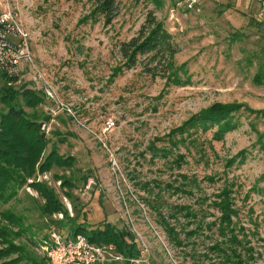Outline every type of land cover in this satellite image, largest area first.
Here are the masks:
<instances>
[{"label": "rangeland", "instance_id": "rangeland-1", "mask_svg": "<svg viewBox=\"0 0 264 264\" xmlns=\"http://www.w3.org/2000/svg\"><path fill=\"white\" fill-rule=\"evenodd\" d=\"M183 1L161 0L156 8L146 0H124L117 19L105 26L90 17L88 0H0V14L15 16L32 59L21 61L16 84L45 94L42 105H20L49 116L40 126L50 140L46 152L55 143L58 153L73 162L36 171L27 182L48 173L51 185L36 182L45 183L62 203L63 196L73 203L74 219H53L54 213L43 217L45 200L27 184L1 206L22 217L25 234L18 244L27 253L26 264H50L38 244L52 226L66 236L73 224L89 230L100 221L133 234L137 260L144 262L124 256L114 245L129 259L124 261L221 264L219 252L208 248L218 240L212 201L226 181L238 185L233 198L245 246L253 247L250 264H264V6L258 0H197L195 8L187 9ZM149 11L171 34L174 67L186 63L185 72H179L182 84L150 76L140 62L117 71L123 63L120 44L137 34ZM214 103H236L258 114L240 115L239 127L222 141H210L212 148L211 132L201 134L195 148H171L159 139ZM107 118L114 126L100 135ZM245 148L244 163L227 168L226 158ZM181 175L195 178L191 193L181 191ZM64 178L71 186L55 184ZM178 206H188L193 216L185 217ZM50 218L56 224L50 225ZM163 220L180 244L168 236Z\"/></svg>", "mask_w": 264, "mask_h": 264}, {"label": "trees", "instance_id": "trees-1", "mask_svg": "<svg viewBox=\"0 0 264 264\" xmlns=\"http://www.w3.org/2000/svg\"><path fill=\"white\" fill-rule=\"evenodd\" d=\"M88 1L93 4L90 17L94 20L100 18L103 25L109 26L119 16L121 3L124 0ZM146 1L152 3L156 8L162 5L161 0ZM171 38V34L164 28L163 23L156 19L152 11H149L137 34L120 44L119 52L123 59V66L117 67V71L120 73L122 68L130 69L140 62L143 72L150 76L162 75L166 79V84H182L179 72H185L186 63L179 65L177 68L174 67L173 59L177 50ZM255 77L258 78V75ZM16 80L18 79L8 77L0 69V81L3 82L0 85V261H2L0 264H26L23 260L27 259V253L24 252L23 244H18L22 242L19 241L20 236L25 232L22 217L7 208L1 209L3 204L17 197L18 191L24 185L34 187L45 200L44 204L40 206L43 217L62 212L64 220L75 218L68 215L65 205L45 183L36 182L35 180L30 183L27 182L30 177L35 176L36 171L42 173L49 171L53 165L68 164L67 166H69L73 162L70 161L69 157L64 159L58 153L55 143H52L50 149L46 152L50 140L40 129V126L45 120L49 119V116L38 110H33V112L25 110L27 107L34 108L46 102L45 94L29 84L18 85ZM7 82H10L11 85H7ZM20 104L24 105L25 108H22ZM253 113L258 114L257 111L253 112L240 104L214 103L208 108L192 114L180 125L168 131L163 138L159 139L165 142L164 145L171 148L180 145H189L195 148L201 144L199 136L211 132L209 142L222 141L226 133L239 127L240 115L248 116ZM260 138H262L261 134L258 136V139ZM260 147L264 150L262 142ZM200 148H203V150L200 149V156L201 153L204 156V146H200ZM210 148H212L211 142ZM167 149L165 148V150ZM247 155L248 150L246 148L239 150L233 156L226 158V167L243 164ZM70 158L72 159V157ZM182 158L183 156H179L177 160L180 159L181 161ZM86 177H84V182ZM180 177L182 179L179 182L182 186L181 191L191 193L189 191L190 185L195 181V178L186 175ZM208 179L212 180L213 178L209 176ZM71 184L70 179H61V186H71ZM224 186L220 194H217L218 196L216 195V198L212 201L218 212L215 223L217 225L218 240L214 241V244L208 249L219 252L221 264H250V260L254 257L253 247L245 246L247 240L245 238L243 240L241 236L243 232L242 226L238 224L239 209L235 206L233 198V193L238 185L233 181H226ZM70 196V194L67 195V197ZM71 207L73 210V203ZM176 210L184 212V216L187 218L193 216L188 206H178ZM46 220L50 225L56 224V221L52 218ZM163 223H165L168 236H171L174 242L180 244L177 241L174 228L164 220ZM48 233L49 230L43 237H46ZM78 233L85 235L89 241L96 244H114L117 250L126 257L137 259L140 256L136 242L132 241L133 234L129 230L118 228L107 221H100L89 230L82 223L73 224L69 227L66 235L73 236ZM109 264L134 263L124 261Z\"/></svg>", "mask_w": 264, "mask_h": 264}, {"label": "built area", "instance_id": "built-area-1", "mask_svg": "<svg viewBox=\"0 0 264 264\" xmlns=\"http://www.w3.org/2000/svg\"><path fill=\"white\" fill-rule=\"evenodd\" d=\"M258 1L264 6V0ZM182 3L187 9H193L198 1L184 0ZM23 59L27 62L32 61L26 34L22 32L15 16L10 11H4L0 14V69L8 77H16L20 73V64ZM49 95L52 97L50 91ZM113 126V120L107 118L101 124L99 134L105 135ZM48 175V173L37 174L36 181H46L48 185H51L52 180ZM29 181L32 182V180ZM55 184L60 186L61 180H57ZM63 199L66 203H63L66 211L72 217V207L65 196ZM53 219L63 220L64 215L62 212L54 213ZM38 245L50 264H109L129 260L122 254L116 253L114 244H96L81 233L63 236L53 226L49 229L48 235L39 240ZM135 260L144 262L143 259Z\"/></svg>", "mask_w": 264, "mask_h": 264}]
</instances>
